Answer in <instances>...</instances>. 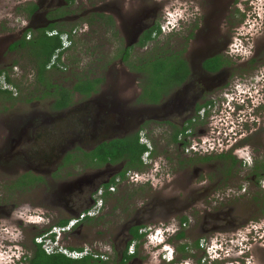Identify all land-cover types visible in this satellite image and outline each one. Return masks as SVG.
<instances>
[{
    "label": "flooded vegetation",
    "instance_id": "1",
    "mask_svg": "<svg viewBox=\"0 0 264 264\" xmlns=\"http://www.w3.org/2000/svg\"><path fill=\"white\" fill-rule=\"evenodd\" d=\"M11 2L15 4V1ZM164 4H167L166 0L162 2L161 0H23L18 3L22 5L28 23L18 32L0 33V100L5 104L0 102L2 105L0 118L5 115L10 117L8 120L10 123L3 125L7 136L4 135L6 138L0 143V160L8 163L9 160L15 162L16 159H20L19 168L27 162L29 165L36 163L35 166L38 169L24 168L27 175L16 179L12 188L18 193L17 199L11 198L12 193H9L8 200L0 199V264H32L34 257L39 253V247L34 243L33 234L35 233L32 232H39V227L44 229L40 233L46 229L52 232L55 228H61L59 225L63 221L78 219V222L66 232L72 234L78 229L90 228L101 222L106 216L104 206L109 200L116 198L119 191L122 192L126 188L130 181L128 174L131 171L126 173V179L116 180V186H112L109 189L110 193L105 195L104 187L125 172L128 168L127 163L122 161L96 165L87 160L84 153L92 154L103 143L116 139L132 137L136 134L141 137V133L145 131V136L150 138L148 129L153 125L166 126L170 141L178 128L184 130L189 127L185 134L179 135L180 143L176 145V149L182 152L179 153L182 157V161L179 162L180 167L186 172L183 185L186 205L180 210H191L197 207L202 198H205L206 204H214L213 209L206 208L201 212L205 216L204 225L209 231L228 230L229 227L232 228V225L235 227L232 220L228 218L235 210L221 203L229 199L230 195L221 189L213 190L211 184L214 179L222 185L227 184L228 178L237 180L236 183L243 187V193L237 192L241 190L239 186L230 188L234 190L230 194L238 199L250 194L245 184H252L250 188L252 191L255 184L264 182V118L262 115L257 118L259 122L255 120L256 127L250 134L246 131L240 134V140L236 139L239 142L236 146L224 145L223 149L207 146L205 150H200V154L197 153L199 156L190 154V150L186 149L189 147L188 137L195 135L193 130L197 124L196 120L203 122L200 112L204 111L203 119L208 118L211 113L210 108H213L214 101L210 96L222 91L227 92L224 97L227 96L228 104L231 100L244 103L246 101L244 99L249 96L255 100L251 94L252 91L248 92L240 85L239 89L236 88L239 93L234 95L228 91L236 86L239 80H245L247 75L251 79L253 72L256 71L263 70L259 77L264 81V47L259 48L258 41L253 42L256 34L249 33V41L253 44L249 50V56L247 58L241 56V53L246 52L247 49L240 42H244V30L249 31V29L245 27L248 26L247 22L242 28L240 24L243 20L238 23L237 17L240 10L237 0H217L216 8H214L216 13L210 6L211 14L214 15L212 14V21H209L210 25L204 39L203 36L199 39L198 33L191 35L193 39L190 35L187 36L191 39L190 44L196 46L198 53L195 48L193 51L187 48L183 57L188 65L185 81L181 86L164 94L159 103L142 100L143 87L139 74L131 73L130 67L120 58L118 63L114 62L108 67L106 79L97 84L96 91L91 92L89 97L74 92L70 105L58 111L53 109L54 100L50 97L46 113L38 112L32 119L25 113L15 116L17 106L22 109L24 105H37L47 100L44 98L32 101L31 92L27 93V89L15 83L13 78L16 74L15 65H17L14 61L15 56L23 54L26 60H30L27 54L29 50L22 48V42L31 39L32 33L37 34L51 28L72 30L73 38L78 44L82 38L89 36L95 26L103 28L106 25L119 40L127 41L131 36L138 38V42L133 46L124 48L133 49L136 46L139 47L145 33L161 25L162 17L166 18ZM2 17L4 15L0 17L1 21H3ZM246 17L253 28L257 27L255 25L259 23L258 19L262 16L255 10L249 12ZM4 18L9 20L8 17ZM243 18L245 19V16ZM16 22L15 17L8 23ZM0 29L3 27L0 26ZM153 37H156V32L153 33ZM235 40L237 43H234ZM198 42L199 46H197ZM214 59H216L215 63L207 64ZM62 62L65 66L61 67V73L71 75L72 68H67V54L63 56ZM243 62L246 63L242 64ZM52 64L50 70H52ZM53 70L57 72L54 79L59 76L63 78L59 68ZM83 73L87 75L90 70L81 72L79 68L76 69V75L81 76ZM74 78L72 82L54 80L52 83L54 87L71 89L77 82L75 76ZM255 90H258L260 94V87ZM51 92L55 91L52 89ZM172 97L175 99L173 100ZM198 107L202 108L198 110ZM49 114L56 115L59 117L58 120ZM243 119L241 114L236 116L237 123ZM220 121L222 125L227 124L223 117H220ZM43 128L47 130L49 136L41 134ZM202 133L209 136V131L206 129H203ZM226 134H228L227 131ZM249 141L253 142L251 146ZM254 141L258 143L254 144ZM140 142L144 143L142 138ZM156 146L153 142V146L148 151L149 159L156 157L154 155ZM42 147L43 158L40 156L37 159L38 150ZM250 151L253 157L249 161L247 156L250 155ZM32 153L34 154L31 155ZM70 156L72 161L66 162ZM80 162L93 170L90 175L83 176L81 183L67 188L69 182L80 177L62 180L58 174L65 168L73 167ZM145 162L143 157L144 168L148 166ZM62 176H64L63 173ZM31 195H36V198L35 196L31 198ZM99 202H101L100 205ZM158 206L163 207V205ZM257 211L264 216V194ZM89 213L92 215H88ZM148 222L149 219L144 222V219L142 221L137 218L132 224L129 222L126 224L128 231L121 227L113 238L108 235L107 240L111 244L112 254L105 256L91 253L97 264H144V260L138 257L137 251L128 253L129 256H125V251L128 243L133 239L132 232L136 228L146 227L142 224ZM138 243H136L137 249ZM194 244L196 248L200 247L198 241ZM249 252L254 255L250 257L208 255L209 257L196 258L182 256L176 258L175 262L165 264H264V242L253 243Z\"/></svg>",
    "mask_w": 264,
    "mask_h": 264
},
{
    "label": "rangeland",
    "instance_id": "2",
    "mask_svg": "<svg viewBox=\"0 0 264 264\" xmlns=\"http://www.w3.org/2000/svg\"><path fill=\"white\" fill-rule=\"evenodd\" d=\"M11 1H15V4H12ZM20 1L23 0H5V2H0V17L4 15V17H8L9 20L16 17L17 20L15 24H10L8 23L9 20L2 17L3 21L0 19V26H2L3 29H0V33L18 32L21 27L28 23V20L24 16L22 5H18ZM166 3L167 4H164L163 7L165 11L164 16L166 18L163 19L162 17L161 20V35L149 45L148 50L137 46L133 48L130 61L136 60L138 57H143L147 53H151L157 45L159 49L163 48L165 51H171L174 54L182 53L183 57L188 49L193 51L195 48L196 53H198L196 46L190 44V40L193 39L191 35L194 36L198 33L200 34L199 39H202V36L204 39V35L208 32L210 22L212 21L213 13L211 14L210 6L212 10L216 8L217 0H166ZM181 4L185 7L183 5L181 6ZM237 5L240 10V14H238L237 17L238 23L243 20L242 24H240L242 28L247 22L248 26L245 27L249 29V31L244 30L245 33L243 38L245 39L244 42H240V44L242 43V46L247 49L246 52L243 51L241 53V56L247 58L250 54L249 50L253 45L249 41L250 32L256 34L253 42L258 41V47H264V0H237ZM255 10L259 12L262 17H259V23L255 25L257 27H253V29L249 25L246 15ZM213 12L216 13V9H214ZM244 16L245 19L243 18ZM101 27L102 26H95L89 36L86 35L88 36L87 38H82L74 51L67 54V64H71L72 62L75 63L73 65L75 73L76 69L79 68L81 72L82 70H90L92 76H102V74L106 75L108 72V68L107 70L103 69L106 61L105 57L112 59L113 63L119 62L121 58L120 50L126 47V41L119 40L117 35L114 36L110 32L109 26L104 25L103 28ZM188 35H190L191 39L187 38ZM240 36H242V34ZM234 43H237V40H235ZM197 46H199V42ZM14 59L17 64L15 65L16 74H14L13 77L15 83H19L22 87H25L27 93L31 92V95L34 93L32 97L41 95V91L38 90L40 86L36 83V75L30 63L31 61L29 59L26 60L27 58L24 57L23 54H21V56L20 54L16 55ZM244 63L246 62L242 64ZM261 71L253 72L251 79L245 74L247 75L246 79L243 81L239 80L235 84L236 86H233L232 89L228 91L235 95V93H239L236 88L239 89L238 86L240 85L242 88H246L248 92L251 90L252 93H250L255 100L249 96L244 99L246 100L244 103L231 100L232 102L229 101L228 104L227 96L224 97L227 92L223 93L222 91L210 96L211 99L213 97L214 106L210 108L211 113L209 117L203 119L202 116H204V111H201L200 118L203 122H200L199 119L196 120L197 124L193 130L195 135H190L187 139L189 147L186 149L190 150V154L198 155L197 153L200 154V150H205L207 146L218 149H223L224 145L226 147L232 145L236 146L239 143L236 139L240 140L242 133L245 131L250 134L252 129L256 127L254 124L260 121L257 119L260 115L264 118V81L259 77ZM130 72L134 73V71ZM73 76L74 74H66V77L70 78L69 82H72L71 78H73ZM54 80H57V82L58 80L65 81L63 78H60V76L56 77ZM257 87L261 89L260 94H258V90H255ZM180 92L181 91H179V93ZM177 93L175 94V98ZM175 98L172 97L173 100ZM49 99L50 97L47 98L45 102L41 101L40 104L37 105L27 106L23 104L24 106L22 109L17 106L15 116L18 117L20 114L25 113L31 116L32 119L36 113H44L46 111L48 101H50ZM0 112H2V105H0ZM238 114H241L244 118L240 120L239 123L236 121V116ZM1 116L0 114V117ZM49 116H53L57 120L59 118L56 117V115L49 114ZM220 117L225 118L227 124L222 125ZM8 120H10V117L6 115L0 118V143H2L7 136L3 125L10 123ZM238 124H240L239 128ZM203 129L209 131V136L203 135ZM167 131L166 126L160 124L153 125L148 129L150 138L145 136L146 131L141 133L142 142H144L143 144L147 145L149 149L153 146V142L157 145L156 152L158 155L153 159H149L147 154L144 160H146L145 163H147L145 165L148 166L144 168V171H135L128 174V180H130L128 185L122 192H118L116 198L114 197L112 200H109L104 206L106 216L101 222H98L90 228L78 229L72 234L66 233L67 230L63 231V229L57 228L55 231L57 234L54 235L55 240H58L60 246L68 250H70L69 248H82L84 250L82 254L92 253L94 255L104 254L105 256H109L112 254V247L107 240L108 235L113 238L121 227L124 228L128 222L139 218L142 221L144 219V222H147L149 219L148 223L142 224L146 227L140 230V233H146V236L139 241L138 249L136 243H133L128 253L130 254V252L137 251L138 257L144 260V264H160L159 262L163 261L162 264L175 262L176 258L182 256L196 258L203 256L209 257L208 255L216 257H250L254 255L249 252L250 246H253V243L257 244L264 242V216L257 211L262 201V195L264 194V182L255 184L252 191H250L252 184H245L249 188L250 194L241 196V198L238 199V197H234L230 194L234 192V190L230 188L241 187L240 184L236 183L237 180H230L231 178H228L227 184L222 185V183L218 184L217 180L214 179L211 184L212 189H221L224 193H229L228 195H230L229 199L221 203H224L225 207L227 205V208L233 209V211L235 210L228 217L229 220H232L235 227L232 225V228L229 227L228 230L218 232L209 231L208 227L204 225L205 216L201 214V212L206 208L213 209L212 207L214 204L211 203L208 205L206 204L205 198H202L201 203L197 207L191 210H180L186 205V195L184 194L185 189L183 186L185 184L186 172L180 167L179 163L182 161V157L179 153L182 152L176 149V145L170 144ZM226 131L228 134H226ZM41 134L43 136H49L47 130L44 128L41 130ZM256 143L258 142L254 141V144ZM251 144H253V142L249 141L250 146ZM35 149L38 150V148ZM42 149L43 147L38 150L39 156L36 157L37 159H39L40 156L43 158L44 152ZM249 149L252 150V148ZM256 151L257 150H255V152ZM33 154L34 153L31 155ZM252 157L253 155L250 151V155L247 156V158L250 161ZM20 161V159H16L15 162L9 160L8 163H4L0 160V199L5 198L8 200L10 197L9 193H12V199H17L18 193L12 188L14 182L17 181L16 179L25 176L26 171L24 168L29 170L38 169L35 166L36 163L29 165L27 162V165L25 164L19 168ZM92 170L85 166L83 162H80L73 167L65 168L62 171L64 176H62L61 172L58 176L61 177L62 180L73 179L90 175ZM237 192L243 193V187H241L240 192ZM32 196L36 198V195H31L30 197L32 198ZM225 197L227 198L228 196ZM158 205H163V207H159ZM137 213H139L138 216ZM48 217H50V215H48ZM183 218H186L185 222L181 221ZM38 229L41 231L43 227H39ZM46 230L48 231L47 234L51 233L50 229ZM40 231L32 232L35 233L33 234V238L35 237L36 239V235L39 234ZM180 232H183L185 235L183 239L177 238ZM195 241L200 243V247H195ZM183 245L186 246L184 253L180 251V247Z\"/></svg>",
    "mask_w": 264,
    "mask_h": 264
},
{
    "label": "trees",
    "instance_id": "3",
    "mask_svg": "<svg viewBox=\"0 0 264 264\" xmlns=\"http://www.w3.org/2000/svg\"><path fill=\"white\" fill-rule=\"evenodd\" d=\"M71 32L72 30L67 31L63 28H51L48 31H40L37 34L32 33L31 39L26 42L25 40L22 42V48L29 50L27 54L30 56L31 65L33 66V70L36 75V83L40 86L38 90L42 92L41 95H35L32 97V101L51 97L54 100L53 109L56 111L70 105L74 92H78L79 94L89 97L91 92L96 91L97 84L106 79L104 74H102V77H92L91 72L87 75L83 73L81 76H78L73 69V65L75 63L72 62L67 65V68H72V74H74L77 79L73 88L70 89L59 86L54 87L52 82L54 81L53 77L57 74V72L53 69L59 68V73H61V67L65 66L62 62L63 56L69 54L71 51H74L78 45ZM154 32H156V37H153ZM161 33V25L145 33L140 40L139 47L146 48L152 44L161 35ZM64 35H67L70 41V46L66 49H63L62 38ZM132 50L133 49L130 48L121 49L120 57L132 71L139 74V80L141 81V85L143 87V96L141 97L142 100L149 103H159L164 94H168L175 87L181 86L185 81V77L188 74V65L184 60L182 53L174 54L171 51H165L163 48L159 49L157 45L151 53H147L143 57H138L136 60L130 61ZM105 59L106 61L103 69L107 70V68L113 64V60L106 57ZM214 61H216V59L207 62V64H213L215 63ZM51 64L52 70H50ZM51 71H53V73ZM61 75L65 81L70 80V78L66 77L65 73H61ZM74 76L71 78L72 81L75 80ZM7 80L10 81L8 77ZM52 89L55 91L54 93L51 92ZM33 95L34 93L32 96ZM201 108L202 107H198V110ZM188 129L189 127H186L184 130H180L178 128L174 137L171 139L170 144L178 145L180 143L179 135L185 134ZM140 138V135L136 134L132 137L116 139L108 143H103L92 154L84 153L85 158L87 160L89 159L96 165H103L109 162L119 163L126 161L128 168H126L123 174L115 177L104 187L105 195L110 193L109 189L112 186H116V180L126 179L127 172L144 171L143 157L146 153H148L149 148L147 145L140 142ZM154 153L155 156L158 155L157 152ZM71 158V156L68 157L66 162L72 161ZM181 221L185 222L186 218H183ZM69 222L70 220L63 221L59 227H66ZM140 229L142 228H136L132 232L133 239L128 243L125 256H129L128 251L133 242L138 243L146 236V233H140ZM47 233L48 231L45 230L44 232L37 234L36 237ZM184 236V233L180 232L177 238L183 239ZM51 239L55 240L54 234L51 235ZM36 245L39 247V253H37L34 257L32 264H97L96 259L92 254H88L82 259L74 260L68 258L64 254L48 255L42 249V245ZM69 249L71 251H74L75 249L81 252L83 251L82 248ZM185 249V245L180 247V251H182V253H184Z\"/></svg>",
    "mask_w": 264,
    "mask_h": 264
},
{
    "label": "built area",
    "instance_id": "4",
    "mask_svg": "<svg viewBox=\"0 0 264 264\" xmlns=\"http://www.w3.org/2000/svg\"><path fill=\"white\" fill-rule=\"evenodd\" d=\"M62 40H63V49L68 48L70 46V41L68 39V36L64 35ZM147 154L148 153L145 154L144 158H146ZM113 190L114 189H112V191ZM100 204H101V202H99V205ZM88 215H92V214L89 213ZM77 222H78V219H73V220L70 221V224L66 228H59V229H63V231L64 230H69V228H71ZM56 229L57 228H55L51 233L52 234H57L55 232ZM50 234H45V235H42V236H38L35 239V243L38 244V245H42V249L45 251L46 254H48V255L64 254L68 258L75 259V260L76 259H82L83 257H85L87 255V254H82L84 252L71 251V250H68L66 248L64 249L62 246L59 245L58 240H55V241L51 240ZM130 253L132 254L133 252H130Z\"/></svg>",
    "mask_w": 264,
    "mask_h": 264
},
{
    "label": "water",
    "instance_id": "5",
    "mask_svg": "<svg viewBox=\"0 0 264 264\" xmlns=\"http://www.w3.org/2000/svg\"><path fill=\"white\" fill-rule=\"evenodd\" d=\"M135 37V36H134ZM133 36H131L127 41H126V46L127 47H131V46H133L135 43H137L138 42V38H134ZM181 93V92H180ZM83 181V177H80V178H78V179H76V180H74V181H71V182H69L68 183V185H67V188H70V187H72V186H74L75 184H77V183H81ZM170 205V204H169ZM135 220V219H134ZM134 220H132V221H130L129 222V224H132L133 222H134ZM126 229V231H128V225H125L124 226V228H123V230H125Z\"/></svg>",
    "mask_w": 264,
    "mask_h": 264
},
{
    "label": "clouds",
    "instance_id": "6",
    "mask_svg": "<svg viewBox=\"0 0 264 264\" xmlns=\"http://www.w3.org/2000/svg\"><path fill=\"white\" fill-rule=\"evenodd\" d=\"M224 119H225V118H224ZM225 120H226V119H225ZM51 240H52V239H51ZM52 241H55V240H52ZM87 255H88V254H87ZM87 255H86V256H87ZM209 256H210V255H209Z\"/></svg>",
    "mask_w": 264,
    "mask_h": 264
}]
</instances>
